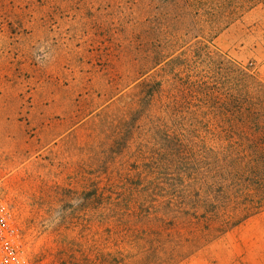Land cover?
Instances as JSON below:
<instances>
[{
	"label": "rangeland",
	"instance_id": "374dc122",
	"mask_svg": "<svg viewBox=\"0 0 264 264\" xmlns=\"http://www.w3.org/2000/svg\"><path fill=\"white\" fill-rule=\"evenodd\" d=\"M244 1L212 22L185 0H0V197L31 264H111L91 193L142 124L163 38L180 37L165 55L207 46L264 82V2ZM182 264H264V211Z\"/></svg>",
	"mask_w": 264,
	"mask_h": 264
},
{
	"label": "trees",
	"instance_id": "16d2710c",
	"mask_svg": "<svg viewBox=\"0 0 264 264\" xmlns=\"http://www.w3.org/2000/svg\"><path fill=\"white\" fill-rule=\"evenodd\" d=\"M185 1L212 22L229 9ZM163 39L142 74L160 67L140 83L142 124L91 193L108 215L111 264H182L264 211V82L207 46L165 55L180 37Z\"/></svg>",
	"mask_w": 264,
	"mask_h": 264
},
{
	"label": "built area",
	"instance_id": "2783aa9c",
	"mask_svg": "<svg viewBox=\"0 0 264 264\" xmlns=\"http://www.w3.org/2000/svg\"><path fill=\"white\" fill-rule=\"evenodd\" d=\"M0 264H31L11 209L0 197Z\"/></svg>",
	"mask_w": 264,
	"mask_h": 264
}]
</instances>
